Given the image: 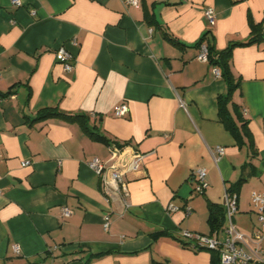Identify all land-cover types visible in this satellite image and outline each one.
Masks as SVG:
<instances>
[{
	"label": "crops",
	"instance_id": "1",
	"mask_svg": "<svg viewBox=\"0 0 264 264\" xmlns=\"http://www.w3.org/2000/svg\"><path fill=\"white\" fill-rule=\"evenodd\" d=\"M19 2L0 0V91L11 89L0 95V264H209L212 250L190 246L181 233L222 237L225 221L211 232L207 204L222 203L241 174L233 222L245 234L257 229L251 192L264 191V0ZM252 24L258 37L249 41ZM202 36L215 50L236 44L232 100L254 154L219 117L227 86L198 58ZM60 47L72 54L71 70L56 59ZM121 102L128 111L116 116ZM49 106L87 115L111 144H125L124 156L144 154L125 172L127 206L87 163L119 158L110 160L108 145L77 122L33 120ZM198 167L208 182L203 193L194 192Z\"/></svg>",
	"mask_w": 264,
	"mask_h": 264
},
{
	"label": "built area",
	"instance_id": "2",
	"mask_svg": "<svg viewBox=\"0 0 264 264\" xmlns=\"http://www.w3.org/2000/svg\"><path fill=\"white\" fill-rule=\"evenodd\" d=\"M13 4L19 5V0H12ZM125 3L137 5L140 0H125ZM204 15L208 22L213 25L215 23L216 15L212 7L208 6L204 9ZM207 48L205 44L200 47L198 58L206 60ZM56 59L63 64L65 70H71L73 65L71 63L72 54L60 47L56 52ZM213 73L220 76L218 67H213ZM128 106L125 102L119 103L115 109L116 116H123L127 113ZM126 147H119L115 144L108 145L110 160L119 158V162L112 161L106 166L105 161L98 157H92L88 160V165L94 169L99 175L106 192L109 196L120 195L122 202L125 206L127 202V188L125 185V172L127 170H136L141 163L144 154L135 150H131L124 156ZM217 153L222 154L224 148L217 146L214 149ZM30 164L28 159L22 160L21 165L26 166ZM196 179L194 185V192L203 193L206 189L208 182L206 179V172L204 168H196L193 171ZM251 203L257 218V229L252 234H245L241 232L233 222V215L237 210V193L230 192L227 187L224 191V199L222 204L225 207V223L222 229L223 236L219 237L217 234H202L183 230L181 236L192 242L189 244L194 248H207L215 250L218 253L220 264H264V250L260 248V242L264 239V191H252ZM169 211H174L177 206L169 204L167 206ZM71 210L64 207L62 210L63 216H69ZM108 226V215H104V227ZM16 252L19 251L18 245L14 246Z\"/></svg>",
	"mask_w": 264,
	"mask_h": 264
},
{
	"label": "trees",
	"instance_id": "3",
	"mask_svg": "<svg viewBox=\"0 0 264 264\" xmlns=\"http://www.w3.org/2000/svg\"><path fill=\"white\" fill-rule=\"evenodd\" d=\"M251 27L254 34L249 41L257 40L258 37L257 26L252 24ZM161 32L163 37L170 43L177 46L183 45V43H181L175 36H173L170 32L166 31L165 29H163ZM202 44H205L207 48L206 61L212 67L216 66L219 68L220 76L224 79L227 86L225 93L219 94L217 97L219 117L223 122L224 126L235 137L237 143L239 145L247 144V146L252 150V154H254L255 153L254 142L247 128V120L242 117V114L238 106L232 100L233 93L238 88L239 84H238V80L235 79L230 69L229 58H230L231 48L236 44L233 43L227 46L223 50H215L214 47L210 45L208 41L204 40V36H202L201 39L195 45H198V47L200 48ZM237 44H241V43H237ZM10 93H11V89L5 92L0 91V95L3 96L8 95ZM229 104L232 107L234 116L232 115L228 107ZM53 117L60 118L67 122H77L83 127L84 130H86L89 133V135L93 139L103 142L107 145L111 144V141L102 132H100L95 125L92 126L89 124V117L82 113H67L59 110L57 106H49L38 110L33 120L48 119ZM238 122H240V124H238ZM116 145H118L119 147L125 146L124 143L116 144ZM246 166H249L250 169H253L250 163H245L243 165V168ZM245 180H246V176L241 174L236 181L232 182L227 187V189L230 192L237 193L238 196L239 189ZM207 206H208V223L210 225V231L213 232L215 230H219V228L223 225L225 221V207L222 203H216L211 201L208 202ZM160 233L167 234L166 232H160ZM209 264H220L218 253L215 250H212V255Z\"/></svg>",
	"mask_w": 264,
	"mask_h": 264
}]
</instances>
